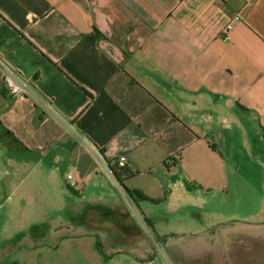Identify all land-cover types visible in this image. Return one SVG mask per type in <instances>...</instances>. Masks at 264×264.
Returning a JSON list of instances; mask_svg holds the SVG:
<instances>
[{
    "label": "crops",
    "instance_id": "1",
    "mask_svg": "<svg viewBox=\"0 0 264 264\" xmlns=\"http://www.w3.org/2000/svg\"><path fill=\"white\" fill-rule=\"evenodd\" d=\"M0 60L48 109L0 81V134L21 145L0 143L8 206L27 185L59 192V170L123 197L190 200L264 146V0H0ZM93 151L123 158L121 185Z\"/></svg>",
    "mask_w": 264,
    "mask_h": 264
},
{
    "label": "rangeland",
    "instance_id": "2",
    "mask_svg": "<svg viewBox=\"0 0 264 264\" xmlns=\"http://www.w3.org/2000/svg\"><path fill=\"white\" fill-rule=\"evenodd\" d=\"M234 164L226 185L182 201L71 185L59 170L57 193L44 182L22 207L0 198V264H264V146Z\"/></svg>",
    "mask_w": 264,
    "mask_h": 264
},
{
    "label": "built area",
    "instance_id": "3",
    "mask_svg": "<svg viewBox=\"0 0 264 264\" xmlns=\"http://www.w3.org/2000/svg\"><path fill=\"white\" fill-rule=\"evenodd\" d=\"M235 18L236 17L234 16V19ZM228 28H229V24L227 23L223 26L221 31L224 33L226 32ZM222 38L224 39L226 38L225 34L222 36ZM0 81L6 93H8L9 95L28 98L29 100H31L33 105H35L39 109L45 112L48 111L45 103L34 93V91L25 82V80L21 78V76L17 72H15V70H13L11 67L5 64L2 60H0ZM94 154H95V157L100 162L103 169L110 174L108 165L103 162L101 157L98 156L96 152H94ZM123 164H124L123 158L119 157L115 160L113 164H111V166L118 168V167H122ZM65 178L68 179L69 175H65Z\"/></svg>",
    "mask_w": 264,
    "mask_h": 264
},
{
    "label": "trees",
    "instance_id": "4",
    "mask_svg": "<svg viewBox=\"0 0 264 264\" xmlns=\"http://www.w3.org/2000/svg\"><path fill=\"white\" fill-rule=\"evenodd\" d=\"M0 143L1 146L5 149V150H17L21 147L20 143L18 141H16L11 134L6 131V130H2L1 134H0ZM108 165V164H107ZM108 169L110 174L112 175V177L115 179V181L121 185V175H122V171L119 173L113 166L108 165ZM127 191V190H126ZM128 195V192H125ZM135 195L142 197V195L135 191L133 192Z\"/></svg>",
    "mask_w": 264,
    "mask_h": 264
}]
</instances>
